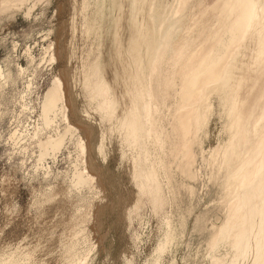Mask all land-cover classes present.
I'll list each match as a JSON object with an SVG mask.
<instances>
[{
    "label": "rangeland",
    "instance_id": "374dc122",
    "mask_svg": "<svg viewBox=\"0 0 264 264\" xmlns=\"http://www.w3.org/2000/svg\"><path fill=\"white\" fill-rule=\"evenodd\" d=\"M182 2L0 0V264L226 263L234 187L264 264V5Z\"/></svg>",
    "mask_w": 264,
    "mask_h": 264
},
{
    "label": "bare ground",
    "instance_id": "6f19581e",
    "mask_svg": "<svg viewBox=\"0 0 264 264\" xmlns=\"http://www.w3.org/2000/svg\"><path fill=\"white\" fill-rule=\"evenodd\" d=\"M5 1V0H4ZM25 1V0H24ZM175 1V7H174V9H173V12L174 13H176V12H178L181 8H182V4H183V0H174ZM261 3H260V5H264V0H259ZM230 3H231V9L233 8V10L234 9H236L238 6L239 7H242V8H245V6L247 7V12L248 13H250V11H251V9L255 6V4H256V0H230ZM83 5V4H82ZM258 5V4H257ZM84 6V5H83ZM246 10H245V13H244V16H242V21H246L247 20V17H248V13H246ZM84 11V10H83ZM171 15V14H170ZM62 19V18H61ZM59 39V38H58ZM58 41V40H57ZM56 44H54V46H55ZM198 61L200 62L201 61V58L200 59H198ZM198 64H200V63H198ZM197 64V65H198ZM82 69V68H81ZM219 73V72H218ZM192 84H190V82H189V84L190 85H192L191 87L190 86H188V88H187V92H185V97H186V99L185 100H190V99H192L191 101L192 102H195L196 100H197V104L198 105H205L206 106V101H207V98H205V94L204 93H199L198 92V89L200 88L199 87V84L200 83H198V82H191ZM202 83L203 84H205V83H207L206 82V80H203L202 81ZM57 84H55L54 85V87H53V89H51V93L49 92L48 94H50V96H48L49 97V100H47V102H48V104L47 105H45V107H47V108H51V107H53L54 106V104H55V102H56V100L59 98V97H61L62 96V93H61V91H60V93H59V91H58V93L59 94H57V92H56V94L55 95H53V90L54 89H56L57 90ZM58 90H59V88H58ZM196 90V100H194V96H192L191 94L194 92ZM195 95V94H194ZM221 99V98H220ZM194 100V101H193ZM222 100V99H221ZM221 100H219V101H221ZM187 102V101H186ZM186 102H185V104H186ZM191 105V107L193 108V105L192 104H190ZM47 108H44V109H46L47 110ZM204 108V107H203ZM202 110V109H201ZM192 111V110H191ZM190 111V112H191ZM207 111V110H206ZM206 111H204V112H206ZM193 112H194V110H193ZM178 114V113H177ZM181 114V113H180ZM192 114V113H191ZM199 113H197V115H198ZM207 114V113H206ZM184 115V114H183ZM187 116H188V114H186ZM185 115V116H186ZM179 116V115H178ZM177 116V117H178ZM189 117V116H188ZM187 117V118H188ZM193 117V116H192ZM179 118V117H178ZM185 118V119H183L181 122H178L177 123V125L179 126L178 128L181 130V128H182V130L183 131H189L191 128H190V119L188 118ZM202 120H203V115H202ZM172 122V121H171ZM199 123H201V119H199V117L198 118H195V121H194V124H199ZM181 130V131H182ZM191 132V131H190ZM176 135V134H175ZM182 136V135H181ZM80 137V136H79ZM184 137V136H183ZM99 139V138H98ZM99 142H100V140H99ZM78 144V143H77ZM85 150V149H84ZM204 152V151H203ZM201 153H202V150H201ZM200 153V154H201ZM205 154V153H204ZM208 156H209V154H208ZM210 156H211V154H210ZM213 157V156H212ZM208 158V157H207ZM211 158V157H210ZM210 160V159H209ZM213 160V159H212ZM211 160V161H212ZM210 162V161H209ZM205 163V162H204ZM211 163V162H210ZM202 165V164H201ZM214 164H212V166H213ZM205 166H206V164H205ZM208 166H209V163H208ZM210 166H211V164H210ZM201 167V166H200ZM204 167V166H203ZM202 167V168H203ZM94 168V167H93ZM201 168V169H202ZM207 168V167H206ZM205 168V169H206ZM210 168V167H209ZM91 169V168H90ZM204 169V168H203ZM208 169V168H207ZM212 171H214V168H210ZM210 169H208L209 171H210ZM216 168H215V177H216ZM222 170H224V169H222ZM92 171H95V170H92ZM212 171H210V172H212ZM217 171H219V169L217 170ZM228 172V171H227ZM218 173V172H217ZM220 173V172H219ZM232 174V173H231ZM92 175V174H91ZM95 175V174H94ZM93 175V176H94ZM209 175H212V174H209ZM213 175H214V173H213ZM96 176V175H95ZM200 176V175H199ZM221 176V175H220ZM220 176H218V178L220 177ZM232 176V175H231ZM225 177V175L222 177V178H224ZM212 179H214L215 180V178H212ZM217 179V178H216ZM221 179V178H220ZM204 180V179H203ZM213 180V181H214ZM231 180V179H230ZM216 182H217V180H215ZM214 181V182H215ZM221 181V180H220ZM215 182V183H216ZM221 183V182H220ZM236 184V183H235ZM214 185V184H213ZM230 185H233V184H231L230 183ZM235 186H237V185H235ZM228 187H230V186H228ZM236 187H234V189H235ZM234 189H233V191H231L232 192V196H231V198H229V196H228V199L229 200H227L228 201V206H229V204H232L233 206L232 207H230L229 209H231V211H230V216L228 217V218H226L225 217V220H226V222L225 223H223L222 225H220V230H222V229H224L225 228V236L228 238L227 239V243H228V245H229V247H227V256H225V257H227L226 258V263H219V264H253L254 262H256L257 261V259H258V257L259 256H261V253H262V250H261V239H260V236H259V234H258V232L257 231H260V226H258L257 225V221H256V215L254 214H252L253 216H251V220H249L248 221V225H247V227H246V229L244 230V231H240L241 230V227H242V224H241V222H239L238 220H239V216H237L236 214H235V212H234V210H233V207L235 206V205H237L240 201H241V196H242V190H244V188L243 189H241L238 193L237 192H234ZM226 197V196H225ZM222 205V204H221ZM249 208H248V210H250V206H248ZM251 211V210H250ZM225 213H227V212H225ZM254 213H255V208H254ZM229 214V213H228ZM225 216V215H224ZM224 221V220H223ZM221 223V222H220ZM216 226V225H215ZM217 227V226H216ZM236 227H238L237 229H236ZM213 229H214V227H213ZM235 231V232H234ZM225 247V246H224ZM73 251V250H72ZM25 255V254H24ZM225 255V254H224ZM13 257V256H12ZM79 259V258H78ZM68 261V260H67ZM79 261V260H78ZM82 262V261H81ZM75 263V262H74ZM70 264V263H69ZM73 264V263H72Z\"/></svg>",
    "mask_w": 264,
    "mask_h": 264
}]
</instances>
